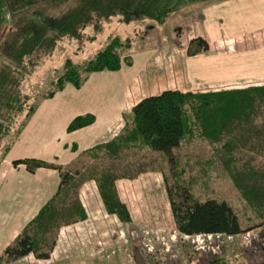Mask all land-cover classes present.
Here are the masks:
<instances>
[{"label":"trees","instance_id":"16d2710c","mask_svg":"<svg viewBox=\"0 0 264 264\" xmlns=\"http://www.w3.org/2000/svg\"><path fill=\"white\" fill-rule=\"evenodd\" d=\"M198 1L201 0H0V161L12 142L4 146V140L11 134L18 118L24 116L23 124L35 108V105H30L25 111L27 104L20 90L21 83L42 58L52 54L60 41L64 38L78 39L87 27L97 30L111 17L124 23L149 20L162 24L184 5ZM129 47L128 39L113 36L91 59L78 64L66 59L61 74L51 82L50 89L43 96H53L67 83L79 88L89 73L115 71L122 62L131 64L130 55L122 56ZM208 48L207 40L198 36L189 42L187 54L197 55ZM262 105L264 85L198 92L166 89L134 104L123 114L122 132L105 143L95 145L94 150L118 159L123 151L146 145L171 161L172 150L195 137L219 143L222 163L247 199L249 208L264 222V167L258 169L247 162L237 167L233 157L239 147L252 149L256 145L259 149L264 148V124L256 122L258 108ZM94 120L93 114L77 115L68 123L67 130L82 128ZM223 137L227 139L221 143ZM253 141L260 144L250 146ZM13 164H24L30 172L39 167L59 169L36 158L13 160ZM93 171L89 169L79 175L80 182L93 178L106 212L116 215L121 221H130L129 211L115 187V181L121 175L113 168H105L96 174ZM61 178V189L67 188V192L76 187L75 179L68 172H61ZM61 189L41 207L13 243L2 249L0 264H12L36 253L41 242L39 236L60 223L69 225L86 219L78 198L64 196L63 206L58 208L54 205ZM166 192L172 218L181 234L236 235L246 230L232 206L224 200L195 199L182 185L173 189L166 187ZM33 226L35 231L30 233ZM38 256L45 258L47 254L39 253ZM203 264L230 263L223 257L212 255Z\"/></svg>","mask_w":264,"mask_h":264},{"label":"rangeland","instance_id":"374dc122","mask_svg":"<svg viewBox=\"0 0 264 264\" xmlns=\"http://www.w3.org/2000/svg\"><path fill=\"white\" fill-rule=\"evenodd\" d=\"M169 24L170 22L166 21L164 24H159L149 20L124 23L116 17H111L103 21L97 30H94L92 26L87 27L78 39L64 38L60 41L52 54L42 58L33 72L26 75L21 83V93L26 97L25 111L27 112L30 105H35V108L23 124L21 122L24 116L19 117L11 134L5 138L4 146L12 141L7 152L16 143H19L16 138L23 133L36 110L38 112L39 109H42L41 112H36L37 117H40L44 108L63 109L64 115L55 117L53 113L46 114V118H55L56 123L62 122V120L66 122L68 116L73 118L79 114L77 112L82 110L83 102L80 96L74 93L72 84L67 83L61 90L55 92L58 95L53 99L55 94L51 97L43 95L50 89L51 82L61 74L66 59L70 58L75 64L91 59L113 36L128 39L130 42L129 49L124 51L122 56L130 55L132 63L128 65L122 62L121 65L132 66L135 58L134 68L140 69L138 74H131L132 78L127 84L136 99L154 95L163 88L173 89V84L179 86L180 90L184 89L182 91L195 92L224 90L235 88L234 86L238 85L210 87V81L222 78L215 69L219 57L212 53L206 54L201 60L197 59L186 63L195 71L205 74L204 77L196 76L195 84H187L188 78L186 80L185 75H183L180 85L176 81L174 82V77L178 79L179 65L177 66V64H180V58L185 48L186 28L183 23H180L173 28L175 33L167 35V30L172 29ZM224 31L229 34L227 28ZM171 40L176 42L173 46ZM225 46L226 50L235 49L233 41H228ZM108 72V70H104L89 73L82 83L83 86L81 85L79 88L83 87L81 91L84 93L101 92L103 77ZM229 75L231 76L232 73ZM243 86L250 87L251 85H241V87ZM94 108L97 109V107ZM42 118L44 116L37 120L33 119L35 127L36 122L43 123ZM110 119L111 117L98 115L95 129L101 128ZM256 122L264 124V105L258 108ZM56 123L54 124L58 129ZM20 124L21 128L15 136V131ZM65 126L63 125V128ZM226 139L227 137H223L221 143ZM253 144L259 145L260 142L253 141L249 145ZM219 146V143L195 137L173 149L171 161L163 153L152 151L145 145L123 151L118 159L110 158L103 153V156L99 158L92 157L93 161L90 158V162H81L78 164L79 174H76V171L71 174L76 181L77 188L84 182H80L79 175L87 173L89 169H93V172L97 173L105 168H113L121 175L117 185L115 181V187L118 197L129 211L131 220L121 221L116 215L109 214L103 209L104 216H101L102 213L95 212L87 222L75 226L74 229L77 230L74 235L70 232V228L73 229V227L69 228L66 227L68 225L60 223L56 228L39 236L41 242H39L36 253H31L12 264H203L206 258L212 255L223 257L230 264H261L264 262V222L255 216L247 204V199L236 187L234 180L221 161L222 155L218 151ZM56 152L62 156L61 151L56 150ZM233 157L237 167L244 162L258 169L264 167V148L259 149V146L256 145L252 149L239 147ZM58 167L57 171L60 176L61 172L73 170V168L68 170L67 167ZM95 183L97 186L96 181ZM177 185L187 187L195 199L214 198L228 202L238 215L242 227L246 230L232 239L221 236L219 250L215 249L216 241L215 244L212 243L215 251L211 249L210 244V249L195 250L190 239L176 229L172 218L166 187L173 189ZM76 187L70 188L67 192V188L62 189L59 196L56 197L54 205L58 208L63 206L64 196L69 199L78 198L75 196ZM38 208L35 206L27 213L15 210L8 212L6 217L10 219L17 214L22 216L24 221H28L36 214ZM9 221H0V252L4 240L7 238L5 234L9 228ZM34 231V226L33 231L31 228L29 229L30 233ZM39 253L47 254V257L38 256Z\"/></svg>","mask_w":264,"mask_h":264},{"label":"crops","instance_id":"0c3cea01","mask_svg":"<svg viewBox=\"0 0 264 264\" xmlns=\"http://www.w3.org/2000/svg\"><path fill=\"white\" fill-rule=\"evenodd\" d=\"M166 22H170L169 25L172 28L167 30V35L175 33L173 28L180 23H183L186 28L185 48L180 58V64H177V66L179 65L178 79L175 77L173 79L178 85L181 84L183 75L186 80L187 78L189 80H187V84H195L196 76H205L203 72L195 71L186 63L192 60H201L209 53L219 57L215 69L222 77L210 81V87L238 84L234 87L244 88L245 86L241 87V85H264V0H201L183 6L173 13ZM225 28L229 30V34L224 31ZM198 36L207 40L208 50L197 55H188L186 48L189 42ZM171 41L173 46L176 42ZM228 41L234 42V50H226L225 44ZM230 56L233 58L230 59ZM173 60L175 61V59ZM134 66L135 58L132 66L123 64L119 70L105 73L103 88L99 93H84L81 91L83 87L79 89L72 87L74 93L80 96L83 102L82 110L77 112L79 113L77 115L93 114L95 116L94 122L90 125L68 131V123L74 117L69 118L68 116L66 122L59 121L60 126H58L55 118H46V114L53 113L55 117L64 115L63 109L44 108L43 113L39 115L40 117L44 116L43 123L36 122L35 127L33 119L40 118L37 117V113L42 109H39L38 112L36 110L37 113H34L23 133L18 135L16 139L19 143L10 148L0 163V221L10 220L7 233L4 232L7 238L3 242V248L15 240L41 207L58 191L60 192L63 185L57 169L39 167L30 172L24 164L14 165L12 161L23 158L41 159L63 168L67 167L68 170L73 168L68 172L71 175L72 172L80 171L78 164L81 162L87 163L91 159L93 161L92 157L103 156L102 151L93 149L94 146L105 143L118 135L124 125L123 114L140 100L136 99L127 85L132 78L131 74L136 75L140 72V69L138 70ZM168 66L170 67L171 63ZM170 81L172 80L170 79ZM175 85H172L173 89L180 88ZM166 89L172 88H163L155 94ZM57 95L58 93L52 99ZM100 114L111 117V119L96 130V117ZM53 122L57 124L58 129ZM63 125L66 126L63 128ZM56 150L61 151L62 156L57 154ZM117 181L118 179L116 185ZM75 190L76 194H74L82 203L87 217L83 221L66 226L73 227V229L70 228L72 235L77 230L74 229L75 226L87 222L95 212L102 213L101 216H104L103 209L105 210L94 179L84 180ZM35 206L39 208L28 221H24L22 216L17 214L10 219L6 217L8 212L16 210L27 213Z\"/></svg>","mask_w":264,"mask_h":264},{"label":"built area","instance_id":"2783aa9c","mask_svg":"<svg viewBox=\"0 0 264 264\" xmlns=\"http://www.w3.org/2000/svg\"><path fill=\"white\" fill-rule=\"evenodd\" d=\"M240 234L224 235L221 233H198V234H193V235L184 234V236L190 239V242L193 245L192 247L197 251L203 250L204 248L210 249V246H211V249L215 251L212 243L216 241L215 249L219 250L220 249L219 243L222 241L221 236H225V237H228L229 239H232L234 236H239Z\"/></svg>","mask_w":264,"mask_h":264}]
</instances>
